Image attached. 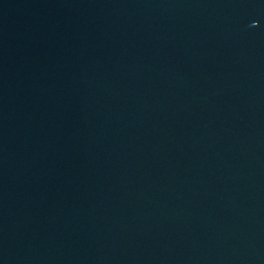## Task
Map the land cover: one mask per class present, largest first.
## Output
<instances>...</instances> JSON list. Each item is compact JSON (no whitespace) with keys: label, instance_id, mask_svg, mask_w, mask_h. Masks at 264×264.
<instances>
[{"label":"water","instance_id":"95a60500","mask_svg":"<svg viewBox=\"0 0 264 264\" xmlns=\"http://www.w3.org/2000/svg\"><path fill=\"white\" fill-rule=\"evenodd\" d=\"M0 264H264V0H0Z\"/></svg>","mask_w":264,"mask_h":264}]
</instances>
